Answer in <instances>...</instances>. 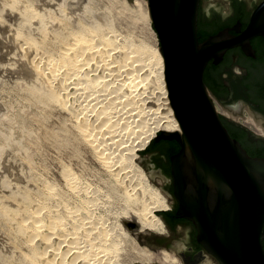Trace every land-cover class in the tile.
Here are the masks:
<instances>
[{
    "label": "bare ground",
    "instance_id": "obj_1",
    "mask_svg": "<svg viewBox=\"0 0 264 264\" xmlns=\"http://www.w3.org/2000/svg\"><path fill=\"white\" fill-rule=\"evenodd\" d=\"M19 1L0 0V6L18 21L13 47L25 57L33 89L65 114L92 160L116 178L140 230L164 234L156 213L168 209L166 198L136 162L137 153L161 130L181 134L169 103L159 45L122 34L110 19L104 24L90 17L64 23L38 10L44 1ZM73 1L85 7L88 2ZM118 3L128 9L124 0ZM145 4L141 16L133 17L151 30L147 0ZM247 117L248 127L264 135L261 125ZM61 176L63 191L43 182L39 194L13 196L0 205V232L12 249L10 255H0V264H119L122 240L118 227L100 213L102 194L70 169L64 168ZM135 259L142 264H180L173 253L162 250H139ZM206 259L202 264H213Z\"/></svg>",
    "mask_w": 264,
    "mask_h": 264
},
{
    "label": "water",
    "instance_id": "obj_2",
    "mask_svg": "<svg viewBox=\"0 0 264 264\" xmlns=\"http://www.w3.org/2000/svg\"><path fill=\"white\" fill-rule=\"evenodd\" d=\"M198 3L147 0L169 103L181 129V134L161 130L154 139L174 140L179 146L170 158L177 214L193 224L205 252L219 264H264V158L251 157L229 135L203 82L208 59L217 63L232 46L247 49L248 38L263 32L262 11L239 37L219 32L199 43ZM222 108L230 117L242 116ZM245 136L250 151H262Z\"/></svg>",
    "mask_w": 264,
    "mask_h": 264
},
{
    "label": "rangeland",
    "instance_id": "obj_3",
    "mask_svg": "<svg viewBox=\"0 0 264 264\" xmlns=\"http://www.w3.org/2000/svg\"><path fill=\"white\" fill-rule=\"evenodd\" d=\"M38 1L46 2L38 10L41 12L46 10L49 20L61 18L59 22L71 23L72 20L90 17L104 24L110 19L111 26L122 34L129 33L134 40H143L146 43L150 41V44L160 45L153 25L149 26L151 30H148L141 25L137 17H133V13L141 16L146 8L145 0H124L128 5L127 10L120 6L119 0H88L85 3L86 7L75 1L72 4L71 0ZM20 2L21 0L18 4ZM77 7H80L79 10ZM102 16H107L108 19ZM17 22L13 20L12 14L7 9L0 6V205L13 196H29V193L33 194L34 191L39 194L43 190L39 184L43 182H48L54 191L59 192V188L63 191L64 182L61 173L64 168L70 169L82 181H88L87 183L102 194L100 213L105 215L107 222L118 227L122 240L123 249L118 259L119 264H142L135 259V253L139 250L152 253L147 249L146 243L162 234L140 230L134 216L127 210L121 196L122 189L119 188L121 185L116 178L92 160L88 149L71 132L65 114L38 97L37 89H33L34 86L28 78L25 57L13 47L16 39L12 33L18 25ZM3 24L10 25L3 26ZM7 29H11V32ZM215 106L219 113L225 115L228 112L223 110L216 100ZM243 109L245 110L241 113L243 117H232L237 123L248 127L245 123L247 116L252 117L247 109ZM145 148L137 153L136 162L141 168L139 158ZM143 171L145 172L144 169ZM145 174L149 178L146 172ZM150 182L154 187L159 188L158 185ZM36 195L34 194V197ZM7 243L6 236L0 232L1 258L11 254L12 249ZM161 250L163 249L153 252L157 253ZM206 258L217 264L210 255ZM153 263L158 264L157 261L150 264Z\"/></svg>",
    "mask_w": 264,
    "mask_h": 264
},
{
    "label": "flooded vegetation",
    "instance_id": "obj_4",
    "mask_svg": "<svg viewBox=\"0 0 264 264\" xmlns=\"http://www.w3.org/2000/svg\"><path fill=\"white\" fill-rule=\"evenodd\" d=\"M260 10L262 12L259 22L264 29V0H199L198 42L201 43L219 32H226L230 38L239 37ZM246 48L240 45L227 48L217 63L208 59L203 70V82L214 105L216 100L233 113H243V107L247 108L252 119L264 127V30L250 36ZM220 114L229 135L249 155L252 154L251 157L264 158V135L246 126L244 128V125L238 126L233 117ZM245 135L254 139L253 144L262 151H250L245 146ZM177 146L174 140L153 139L139 158L142 168L149 175L148 180L159 186L158 189L168 204V209L158 211L157 214L165 233L146 244L154 251L164 248L162 251L174 252L173 255L180 264H202L208 254L197 242L196 230L189 220L177 214L179 205L174 195L170 161L171 156L179 150V147L176 150ZM216 263L219 264L217 261Z\"/></svg>",
    "mask_w": 264,
    "mask_h": 264
},
{
    "label": "trees",
    "instance_id": "obj_5",
    "mask_svg": "<svg viewBox=\"0 0 264 264\" xmlns=\"http://www.w3.org/2000/svg\"><path fill=\"white\" fill-rule=\"evenodd\" d=\"M235 136L236 138H239L237 135H233ZM153 142V140L148 144V146ZM148 146L145 148V150L148 148ZM179 146L176 147V150L178 149ZM252 155V154H250ZM253 155H259V154H253ZM263 248H264V241H263Z\"/></svg>",
    "mask_w": 264,
    "mask_h": 264
}]
</instances>
